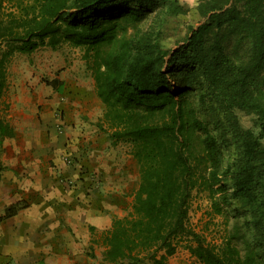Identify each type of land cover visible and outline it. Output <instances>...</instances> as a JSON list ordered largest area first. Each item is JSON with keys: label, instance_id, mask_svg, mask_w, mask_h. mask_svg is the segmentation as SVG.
Returning a JSON list of instances; mask_svg holds the SVG:
<instances>
[{"label": "trees", "instance_id": "1", "mask_svg": "<svg viewBox=\"0 0 264 264\" xmlns=\"http://www.w3.org/2000/svg\"><path fill=\"white\" fill-rule=\"evenodd\" d=\"M159 8L183 13L176 0H0V152L13 135L1 115L10 58L78 48L104 131L130 144L139 173L130 210L102 236L103 261L163 264L183 246L201 264H264V0H202L204 20L173 49L137 27ZM193 193L219 242L188 225Z\"/></svg>", "mask_w": 264, "mask_h": 264}, {"label": "crops", "instance_id": "2", "mask_svg": "<svg viewBox=\"0 0 264 264\" xmlns=\"http://www.w3.org/2000/svg\"><path fill=\"white\" fill-rule=\"evenodd\" d=\"M70 47L79 59L65 53L50 78L6 74L1 115L13 135L0 152V264H112L102 236L139 183L130 144L108 138L82 51ZM16 202L24 206L5 216ZM163 264L201 263L179 246Z\"/></svg>", "mask_w": 264, "mask_h": 264}, {"label": "rangeland", "instance_id": "3", "mask_svg": "<svg viewBox=\"0 0 264 264\" xmlns=\"http://www.w3.org/2000/svg\"><path fill=\"white\" fill-rule=\"evenodd\" d=\"M201 1L176 0L181 5L183 13L171 16L164 13L165 8L154 9L149 13L147 19L137 27L141 32L151 31L153 36L158 37L160 45L173 49L184 42V38L187 36L191 27L195 28L204 20L197 9ZM71 52L73 53V59L78 60L79 54H77L76 50H73V48L65 43L56 50L42 47L28 55L15 54L6 64L7 78H12L16 74L18 76L21 74L28 75L30 72L32 76L36 75L39 79L50 78V75L58 70L62 64V55ZM243 54L240 51L236 56H242ZM48 63L49 65L46 66ZM236 115L242 127L250 128L254 133L258 132V129L254 125L252 115H246L239 111L236 112ZM261 143L264 145V138L261 140ZM64 157L71 159L69 165L73 166L76 163L74 158L66 152ZM206 208L207 201L204 198V194L193 193L189 202L188 225L195 231L203 234L208 241L219 242L221 226L217 218L213 220L209 218Z\"/></svg>", "mask_w": 264, "mask_h": 264}, {"label": "built area", "instance_id": "4", "mask_svg": "<svg viewBox=\"0 0 264 264\" xmlns=\"http://www.w3.org/2000/svg\"><path fill=\"white\" fill-rule=\"evenodd\" d=\"M65 162L66 163H71V159L69 157H65Z\"/></svg>", "mask_w": 264, "mask_h": 264}]
</instances>
